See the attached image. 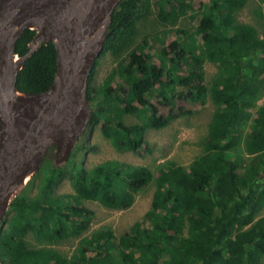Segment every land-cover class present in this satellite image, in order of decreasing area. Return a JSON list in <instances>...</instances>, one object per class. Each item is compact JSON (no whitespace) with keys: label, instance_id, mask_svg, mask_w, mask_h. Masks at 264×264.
I'll use <instances>...</instances> for the list:
<instances>
[{"label":"trees","instance_id":"trees-1","mask_svg":"<svg viewBox=\"0 0 264 264\" xmlns=\"http://www.w3.org/2000/svg\"><path fill=\"white\" fill-rule=\"evenodd\" d=\"M248 1L159 0L157 18L175 29L141 42L138 24L152 14V0L120 3L100 57L111 55L116 67L95 86L98 59L90 75L89 128H99L119 152L148 155V132L193 115L186 104L204 105L211 98L216 110L203 151L186 166L170 160L156 172L119 160L87 169L75 161V152L62 163L42 161L36 176L40 194L28 195L29 181L12 199L0 227L2 264H263L264 39L256 26L238 19ZM184 18L196 26L179 28ZM171 33L176 36L167 42ZM37 35L38 30L27 29L15 55L25 57ZM155 44L157 54L147 53ZM206 63L217 68L210 82ZM57 73L55 44L44 41L26 60L16 88L47 92ZM130 116L138 123H126ZM68 176L74 193L55 194ZM152 183L150 209L126 233L103 229L84 236L95 218L85 202L126 211ZM29 233L45 245L80 242L68 257L54 248H31Z\"/></svg>","mask_w":264,"mask_h":264},{"label":"water","instance_id":"water-1","mask_svg":"<svg viewBox=\"0 0 264 264\" xmlns=\"http://www.w3.org/2000/svg\"><path fill=\"white\" fill-rule=\"evenodd\" d=\"M123 0H0V227L23 181L50 147L64 160L92 120L90 75L104 51L112 16ZM55 44L58 73L44 93L16 88L31 53L17 61L15 46L27 30ZM27 96L18 99V94ZM0 264L2 261L0 259Z\"/></svg>","mask_w":264,"mask_h":264},{"label":"rangeland","instance_id":"rangeland-1","mask_svg":"<svg viewBox=\"0 0 264 264\" xmlns=\"http://www.w3.org/2000/svg\"><path fill=\"white\" fill-rule=\"evenodd\" d=\"M152 2V14L141 20L138 24V42H141L146 37H154L166 29H171L173 31L175 29L167 28L161 24L157 18L159 0H152ZM199 3L205 5L208 3V0H199ZM197 6H199V4H197ZM238 19L240 22L256 26L261 37L264 39V0H249L247 6L238 14ZM196 24L197 21L184 18L180 21L178 27L189 29L195 27ZM171 34L169 38L165 39L167 42L168 40L174 39L176 36L174 33ZM150 44H152L151 40ZM154 48L153 50L147 49V53L150 52L152 55L157 54L160 45L155 44ZM115 67L116 61L111 55L99 58V66L96 70L94 85L98 86L102 84ZM205 69L207 82H210L217 72V68L211 63H206ZM113 85L115 86L114 82ZM262 103H264V98L259 102V105ZM181 104H184V102H179L177 106ZM186 106L193 111V115L178 119L164 130L148 132L147 140L152 146L151 154L144 155L119 152L113 147L110 140L103 137L99 128H94L93 131L91 128H88L86 134L72 149V153H76L75 161L79 165H84L87 169L110 160H119L135 166L149 167L155 172L163 163L170 160L186 166L202 153L203 143L209 130V124L216 110L211 98H209L204 105L198 104L192 106V104H186ZM158 108L160 114H167L168 109H164L161 106H158ZM125 121L128 124L138 123V119L131 116L125 117ZM64 153L65 149L59 151L56 147L54 149L50 147L44 153L42 160L62 163L66 160H64ZM38 170L30 174V176L23 181L24 185L19 187L17 193L21 191L24 192L29 181L32 180L31 186L27 190L28 195L34 198L40 194L41 177H36ZM34 175L36 177L35 179L33 178ZM155 190L156 185L152 183L138 194L134 205L126 211H114L96 202H85L84 205L95 212V218L93 219L90 230L84 236H88L103 229H110L117 236L123 235L135 222L141 220L148 212ZM73 193L74 189L69 176L55 189V194L57 195H69ZM9 211L10 208L7 214ZM2 226L3 224L1 227ZM26 239L31 248H54L68 257H71L76 252L80 242V239H68L57 245H45L39 242L32 233H29Z\"/></svg>","mask_w":264,"mask_h":264},{"label":"built area","instance_id":"built-area-1","mask_svg":"<svg viewBox=\"0 0 264 264\" xmlns=\"http://www.w3.org/2000/svg\"><path fill=\"white\" fill-rule=\"evenodd\" d=\"M42 32H40V31H38V35L36 36V38L33 40V42L32 43H30V45H29V47H30V51H29V53L28 54H34L36 51H37V49L39 48V46L42 44V42H44V41H46L45 40V37L43 36L42 37ZM27 54V55H28ZM26 55V56H27ZM21 59V57H18L17 58V61H19Z\"/></svg>","mask_w":264,"mask_h":264},{"label":"bare ground","instance_id":"bare-ground-1","mask_svg":"<svg viewBox=\"0 0 264 264\" xmlns=\"http://www.w3.org/2000/svg\"><path fill=\"white\" fill-rule=\"evenodd\" d=\"M42 36H44V34H42ZM26 98H27L26 95L21 94V93L18 94V99H19V100H24V99H26Z\"/></svg>","mask_w":264,"mask_h":264}]
</instances>
